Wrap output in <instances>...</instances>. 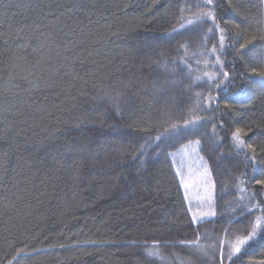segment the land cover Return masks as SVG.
<instances>
[{
  "label": "trees",
  "instance_id": "16d2710c",
  "mask_svg": "<svg viewBox=\"0 0 264 264\" xmlns=\"http://www.w3.org/2000/svg\"><path fill=\"white\" fill-rule=\"evenodd\" d=\"M262 36L264 0H0V259L230 264L264 229V152L253 168L232 139L264 141ZM196 140L215 180L199 222L173 159ZM261 261L264 231L244 264Z\"/></svg>",
  "mask_w": 264,
  "mask_h": 264
},
{
  "label": "snow or ice",
  "instance_id": "6c2138e0",
  "mask_svg": "<svg viewBox=\"0 0 264 264\" xmlns=\"http://www.w3.org/2000/svg\"><path fill=\"white\" fill-rule=\"evenodd\" d=\"M208 3H212V0H208ZM207 15L209 17H211L213 20H215V17L212 16L211 13H207ZM199 19V18H198ZM189 23H192L191 21ZM236 28H239L240 26L237 24L235 25ZM208 32H212V29L209 28ZM221 34L219 36V46L222 49L225 46V40L226 38L229 39V41L232 38V32L231 30H229L228 32H224L223 29L220 30ZM257 38L256 36H252V38L250 40H244L243 43H240L238 45V52L241 56V58H243L245 55H248V52L251 50L249 48L250 45H252V47L254 48L255 45L253 44V41H255ZM261 40H264V36L260 37ZM40 41L37 38L36 44L39 46L40 45ZM212 52L215 53L216 52V47L214 46L212 48ZM205 63H207V61H205ZM216 63L217 65L220 64L219 58L217 57L216 59ZM252 73L264 78V66H260V67H252L251 69ZM216 73H209V72H204L202 76H198L197 80H201L203 78H207V81L209 83H212V81H214L216 79ZM223 78L224 80H227L229 84H231L235 79H250L249 77H247V73H245L243 76L241 77H230V74L228 72H224L223 73ZM217 88L218 93L223 91V92H227L228 91V85L227 84H223L222 81H217L216 84L214 85ZM218 96L216 97H211V102L213 104L216 103V101L218 100ZM227 106V105H226ZM119 111V109H118ZM247 133L243 132L242 129H236V131L232 134V139L234 141L235 147L239 150L242 151L245 157V160L248 162L249 166L255 168L256 164H257V154H258V149L259 152H264V141L259 142V144H257L256 141H252L251 143L247 142L245 139H243V136H246ZM151 140H156L159 141L162 139V137L160 136H155V137H151L149 138ZM145 143H148V140L145 141ZM200 141L196 140L195 144L199 145ZM141 149L144 150V146L141 145ZM196 149L193 148V151H195ZM264 159V158H262ZM205 176H206V188H205V197H203L201 199V205H207L208 210L207 211H200L199 207L197 208V211L193 213L192 219L193 221L196 220H203L206 217H215L216 213L214 210H212V205L214 203V198H215V180L212 176V173L210 170H208L207 168H205ZM254 182L258 185L264 186V176H262L259 179H255ZM183 183V181H182ZM185 187H187V185H185ZM259 207V206H258ZM251 226V231L250 233L243 235L242 237H238L236 239V242L234 245L231 246L228 254L226 257H222V260L226 259L227 261L230 262V264H244V258L245 256L248 254V248L250 247V244L252 242H254L257 238L260 237V233L261 231H264V229H262V222L260 218H257L255 221L254 225H250ZM190 244L192 242H189ZM63 247V246H61ZM195 254V253H194ZM17 255H19V253H17ZM0 264H6V262L2 259H0ZM12 264V261H11ZM260 264H264V261H261Z\"/></svg>",
  "mask_w": 264,
  "mask_h": 264
},
{
  "label": "rangeland",
  "instance_id": "374dc122",
  "mask_svg": "<svg viewBox=\"0 0 264 264\" xmlns=\"http://www.w3.org/2000/svg\"><path fill=\"white\" fill-rule=\"evenodd\" d=\"M217 57L218 52L210 53ZM193 148L196 150L193 151ZM174 163L178 169V174L181 180L182 187L185 191L188 204L192 215L199 207L200 211H207V205H201V199L205 197L206 176L205 168L209 170L207 163L200 154V147L195 142L190 143L179 149L173 155ZM183 181V183H182ZM187 185V187H185ZM213 210V205H212ZM209 218V217H206ZM204 218V219H206ZM203 219V220H204ZM202 221V220H196Z\"/></svg>",
  "mask_w": 264,
  "mask_h": 264
}]
</instances>
